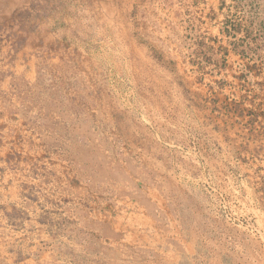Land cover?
<instances>
[{"label":"rangeland","instance_id":"obj_1","mask_svg":"<svg viewBox=\"0 0 264 264\" xmlns=\"http://www.w3.org/2000/svg\"><path fill=\"white\" fill-rule=\"evenodd\" d=\"M0 255L264 264V0H0Z\"/></svg>","mask_w":264,"mask_h":264},{"label":"crops","instance_id":"obj_2","mask_svg":"<svg viewBox=\"0 0 264 264\" xmlns=\"http://www.w3.org/2000/svg\"><path fill=\"white\" fill-rule=\"evenodd\" d=\"M3 258H4V255H0V264H3L4 261H1V259H3ZM11 260H12L11 262L19 263V260H16V259H14V258H12ZM16 263H15V264H16ZM21 263H23V262L21 261Z\"/></svg>","mask_w":264,"mask_h":264}]
</instances>
